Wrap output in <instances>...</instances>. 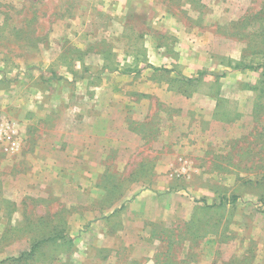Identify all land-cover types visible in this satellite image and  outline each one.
Masks as SVG:
<instances>
[{"label": "rangeland", "instance_id": "obj_1", "mask_svg": "<svg viewBox=\"0 0 264 264\" xmlns=\"http://www.w3.org/2000/svg\"><path fill=\"white\" fill-rule=\"evenodd\" d=\"M129 1L172 73L111 0H0V264H264V0Z\"/></svg>", "mask_w": 264, "mask_h": 264}, {"label": "crops", "instance_id": "obj_2", "mask_svg": "<svg viewBox=\"0 0 264 264\" xmlns=\"http://www.w3.org/2000/svg\"><path fill=\"white\" fill-rule=\"evenodd\" d=\"M138 9H140V11H138ZM146 7H144V9H141V6L137 3H134L132 1H127V0H111L110 3V9L106 8L105 12L103 15H105V17L108 19L110 17V15H112V17H116L115 20H117L119 23H121V25L124 28H128L129 29V24L130 21H128L127 19H129L130 15H135L140 13L143 16L142 21L145 24V29L144 31H141L140 35L144 38L147 37L149 39L153 40V44L150 46H147V50H146V61L147 63L151 64L154 68L157 69H163L166 72H170L172 73L173 70H171V66L170 65H163V66H155L154 62L152 61V58H150V56H154L155 60L157 61H163V59L165 56L170 58L169 53H167V51H170L169 49L166 51L165 48L154 42V38L155 35H159V34H167L168 31L163 30V18H161L160 20L158 18H155V16L152 14L150 15L149 11L146 9ZM147 13V14H146ZM152 24H155L154 26ZM175 31V29L173 30ZM174 39L177 40L176 36L174 35ZM168 58L166 60H168ZM170 61V59H169ZM170 63V62H169ZM168 85V84H165ZM147 86H149V84H147ZM150 86L153 88V93L155 94V92L157 91V89L160 87V91L163 92L162 90V84H158V83H152L150 84ZM171 94L168 90H166L165 92H163L162 95H156V97L160 96L166 99V97L170 98ZM160 100V98H159ZM161 101V100H160Z\"/></svg>", "mask_w": 264, "mask_h": 264}, {"label": "trees", "instance_id": "obj_3", "mask_svg": "<svg viewBox=\"0 0 264 264\" xmlns=\"http://www.w3.org/2000/svg\"><path fill=\"white\" fill-rule=\"evenodd\" d=\"M154 69H157V68H154ZM187 82H192V81H194V80H192V79H190V78H184ZM38 243H36L33 247H32V249H34L35 247H36V245H37ZM23 254V253H22ZM19 259V258H18Z\"/></svg>", "mask_w": 264, "mask_h": 264}, {"label": "built area", "instance_id": "obj_4", "mask_svg": "<svg viewBox=\"0 0 264 264\" xmlns=\"http://www.w3.org/2000/svg\"><path fill=\"white\" fill-rule=\"evenodd\" d=\"M12 149V148H11Z\"/></svg>", "mask_w": 264, "mask_h": 264}]
</instances>
